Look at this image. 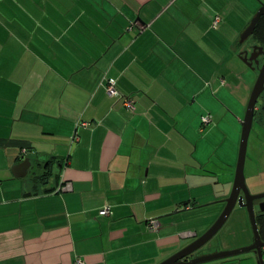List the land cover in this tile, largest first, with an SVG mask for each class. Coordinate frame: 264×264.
Here are the masks:
<instances>
[{"label": "crops", "instance_id": "1", "mask_svg": "<svg viewBox=\"0 0 264 264\" xmlns=\"http://www.w3.org/2000/svg\"><path fill=\"white\" fill-rule=\"evenodd\" d=\"M258 7L0 0V264H157L201 235L222 210L223 174L230 183L255 82L233 83L223 55L240 67L235 33ZM108 78L133 109L107 94ZM205 113L211 121L200 131ZM26 157V174L15 175ZM65 158L71 187L58 192ZM105 205L109 215L99 212ZM209 206L213 220L192 221ZM242 211L227 231L240 242L222 246L221 233L197 253L250 244ZM238 256L204 264H255Z\"/></svg>", "mask_w": 264, "mask_h": 264}, {"label": "water", "instance_id": "2", "mask_svg": "<svg viewBox=\"0 0 264 264\" xmlns=\"http://www.w3.org/2000/svg\"><path fill=\"white\" fill-rule=\"evenodd\" d=\"M261 16H264V3H260L259 8L251 17L247 26H245V28L240 32L237 48L240 47L251 34H253ZM238 55L249 67L255 69L252 64L253 57L247 55V50L240 51ZM262 91H264V66L261 67L256 77L246 104L243 119L241 121L242 128L234 179L229 195L225 199V205L222 211L216 220L201 235L157 264H204L220 259L238 256L247 252H253L255 254L257 264H264V240H262L260 237L256 213L253 205V201L255 199L264 198V192L251 193L246 184L244 175V163L248 137L252 128L256 102ZM30 164V159L28 157L24 158L21 162L14 166L13 170L15 175H25ZM236 204L237 206L246 209L253 233V241L250 244L241 247L201 253L193 256L190 259H186L187 256L198 251L219 231ZM259 208L261 211H264V201L259 203Z\"/></svg>", "mask_w": 264, "mask_h": 264}, {"label": "rangeland", "instance_id": "3", "mask_svg": "<svg viewBox=\"0 0 264 264\" xmlns=\"http://www.w3.org/2000/svg\"><path fill=\"white\" fill-rule=\"evenodd\" d=\"M257 1L259 2V6H260V3H264V0H257ZM234 13H236V10H234ZM248 20H250V19H248ZM232 25H235L238 28L242 27V24L240 22H237V23L234 22V24L232 22H230L229 27L232 28ZM242 29H244V28H242ZM241 30L237 34L234 32L236 37H237L236 38L237 40L235 39V44L238 43L239 33L241 32ZM247 44L248 43L246 41L240 47H238L237 50L232 49V56L234 57V60H238L240 62L239 63L240 67H238V65L235 66L233 61H230V58H229L228 55H226V56L223 55V64H222L223 65V73L225 75H227V74L228 75H232L233 78H234L232 80H234L233 83H235V84H238L240 82L244 83V81L247 78L253 79V82H254L256 77H257V75H258V70L256 68L253 69V68L249 67L241 59V57L238 55V53L240 51L246 49ZM245 70H248V72H249L247 75H244V71ZM244 112H245V109H244ZM244 112H243V116H244ZM241 128H242V125L240 124L239 125V133H238L239 134V138H240V134H241ZM256 132L257 131L255 129V126L253 125V127H252V129L250 131L249 137H248L247 149H246V157H245V163H244V175H245L246 184H247L250 192H252V193L264 191V165L259 163V165H260L259 166L257 164L259 156H262L261 159H264V146L258 144ZM238 148L239 147H237L235 162H234V166H233L232 171H231L232 175H233L232 176V181L230 183H226V178L227 177L223 174V189L224 190L226 189V195H224L225 192L223 191V199L227 198V196L229 195V192L231 190V187H232V183H233V179H234V173H235V168H236V162H237V157H238ZM258 166H259V169H258ZM223 173H226L225 170H223ZM216 186H218V184H216ZM220 203L223 204V207H224L225 200H223ZM223 207H222V209H223ZM195 210L196 211H195L194 217H192V221L197 222L196 224L199 225L202 222L203 223H208L209 221L213 220V216H212L213 214L211 212L213 209L210 206L209 207H199V208H197ZM242 210H244V213L246 214V218H248L246 209L245 208L241 209V207L236 206L232 210V212H231L229 218L227 219V221L219 229V231L202 248L211 247V249H214L215 246H213V244H214L215 239L218 238L221 235V233H223V235H224L225 233H227V231H229V228H230V226H232V223L234 224L236 222L237 217L239 215V212H243ZM216 218H215V220H216ZM176 219H177V221H185V219L182 218V216H180V217L177 216ZM187 226L188 225H185V227H187ZM248 227H249V230H250V232L252 234V229H251L249 221H248ZM240 240H241L240 237L237 238V236H233V234H231V233L228 234L227 233V236L223 239L222 246L223 245L225 246L227 244H230V245L237 244L238 242H240ZM218 246H221V244L218 243ZM241 246H244V245H240V246H236V247H241ZM236 247H233V248H236ZM249 254H252L253 256H255V254L253 252H250V253L247 252V253L240 254L238 257L241 256V257L244 258L245 256H248ZM254 259H255V264H257L256 257ZM219 264H221V263H219ZM223 264H225V263H223Z\"/></svg>", "mask_w": 264, "mask_h": 264}, {"label": "flooded vegetation", "instance_id": "4", "mask_svg": "<svg viewBox=\"0 0 264 264\" xmlns=\"http://www.w3.org/2000/svg\"><path fill=\"white\" fill-rule=\"evenodd\" d=\"M262 17H264V16H261V18ZM261 18L259 19V21L261 20ZM259 21H258V23H259ZM258 23L255 27L253 34H251L245 40V42L247 41V43H248L245 50H247L248 56L253 57L252 64L258 70V73H259V70L261 69V67L264 66V28H262V29L257 28ZM253 125L255 126V129L257 131L256 136H257L258 144L264 146V91H262L260 93V95L258 96L257 102H256L252 127H253ZM262 192H264V191H262ZM255 193H258V192H255ZM223 200H225V198ZM262 201H264V198L255 199L253 201L255 213H264V211H261L259 208V203ZM236 206H237V204L235 205V207ZM199 254H201V253H199ZM195 255H198V253L194 252V253L190 254L189 256H187L186 259H190Z\"/></svg>", "mask_w": 264, "mask_h": 264}, {"label": "built area", "instance_id": "5", "mask_svg": "<svg viewBox=\"0 0 264 264\" xmlns=\"http://www.w3.org/2000/svg\"><path fill=\"white\" fill-rule=\"evenodd\" d=\"M220 21V16L219 15H216L214 18H213V26H215L218 22ZM223 81V80H222ZM106 92L108 95L110 96H115V97H122L123 98V104L129 108V109H133L134 108V105H133V100L130 98V97H126V96H121V94L119 93V91L116 89L115 87V80L113 78H108L107 79V82H106ZM200 128L199 130L202 131L204 129L205 126H207L210 121H211V115L209 113H205V114H202L200 116ZM80 124L82 125H88L87 122H80ZM79 139V136H78V133H77V130L75 129L72 136H71V140L72 141H77ZM23 151L25 152V149H23ZM68 164V159L65 158V160L62 162V169L59 173V180H58V183L55 187V191H64V190H68L70 189V182L67 180L66 176H65V169H66V165ZM187 208L189 207V205L186 206ZM99 212L101 214H104V215H109L111 213V210H110V207L105 205L103 206L102 208H100ZM147 227L150 229V230H153V231H156L160 228V222L158 220V218L156 217H149L147 219ZM75 264H84V261L83 259H81L80 257H77L75 259Z\"/></svg>", "mask_w": 264, "mask_h": 264}, {"label": "trees", "instance_id": "6", "mask_svg": "<svg viewBox=\"0 0 264 264\" xmlns=\"http://www.w3.org/2000/svg\"><path fill=\"white\" fill-rule=\"evenodd\" d=\"M257 28H264V17L258 23ZM256 220L258 223L259 233L262 240H264V213H256ZM198 252V251H196Z\"/></svg>", "mask_w": 264, "mask_h": 264}]
</instances>
